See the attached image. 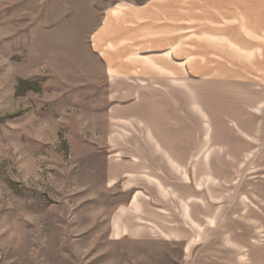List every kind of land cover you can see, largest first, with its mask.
<instances>
[{"label": "rangeland", "instance_id": "obj_1", "mask_svg": "<svg viewBox=\"0 0 264 264\" xmlns=\"http://www.w3.org/2000/svg\"><path fill=\"white\" fill-rule=\"evenodd\" d=\"M235 1L213 25L191 0L182 33L181 0L168 12L166 0H0V264H264L262 210L236 225L225 200L218 219L219 203L206 206L203 231L190 224V240L136 235L111 224L129 194L103 182L116 94L183 86L145 81L168 39L177 47L163 66L174 78L188 70L189 92L213 83L205 76L264 86V34L246 37L239 9L252 0Z\"/></svg>", "mask_w": 264, "mask_h": 264}, {"label": "crops", "instance_id": "obj_2", "mask_svg": "<svg viewBox=\"0 0 264 264\" xmlns=\"http://www.w3.org/2000/svg\"><path fill=\"white\" fill-rule=\"evenodd\" d=\"M172 1L166 0L167 12L174 9ZM190 1L181 0L182 33L190 32L184 27ZM198 1L206 6L196 10L213 18L206 19L213 25L216 18L232 16V3L237 9L235 0ZM239 10L241 16L245 12L242 31L247 38V33L264 34V0L245 1ZM257 17L262 18V25L254 24ZM167 19H174V12ZM176 41L168 39L166 47L158 49L157 55L164 60L154 58L153 62L160 70L145 81L172 85L180 80L183 86L177 92H171V87L140 86L137 92L117 93L118 103L107 108L108 124L116 130L106 139L103 182L107 187L118 183L119 192L129 194L111 216V224L115 222L118 229L133 228L136 235L152 232L166 240H190V224L203 231L206 218L212 217L206 213L211 203H219L212 205L218 219L217 209L229 200V219L236 225L253 224L254 208L262 210L264 218V86L252 79L205 76L204 80L213 83L189 92L184 82L189 80L188 70L174 78V69L163 66L173 61ZM131 42L124 39L125 49H140L141 41ZM188 59L189 54L182 55L177 63L184 69ZM111 64L107 62V69L114 70Z\"/></svg>", "mask_w": 264, "mask_h": 264}]
</instances>
